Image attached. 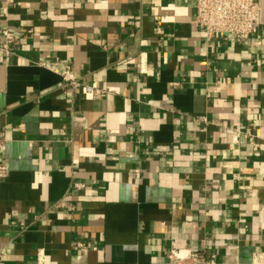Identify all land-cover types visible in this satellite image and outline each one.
I'll list each match as a JSON object with an SVG mask.
<instances>
[{
  "label": "crops",
  "instance_id": "0c3cea01",
  "mask_svg": "<svg viewBox=\"0 0 264 264\" xmlns=\"http://www.w3.org/2000/svg\"><path fill=\"white\" fill-rule=\"evenodd\" d=\"M258 3L246 39L210 49L192 0H0L14 33L0 53V264H169L172 247L251 264L264 251Z\"/></svg>",
  "mask_w": 264,
  "mask_h": 264
},
{
  "label": "built area",
  "instance_id": "2783aa9c",
  "mask_svg": "<svg viewBox=\"0 0 264 264\" xmlns=\"http://www.w3.org/2000/svg\"><path fill=\"white\" fill-rule=\"evenodd\" d=\"M196 10L194 24L202 31L211 49V42L216 36L232 35L240 40L246 39L254 27L260 23L261 9L258 0H192ZM0 53L9 54L10 46L14 41V33L9 27L0 31ZM56 63H43L39 65L48 67L57 73L62 80L63 87H75L79 84L68 65L62 64L59 68ZM55 67V68H54ZM85 91L93 98H98L103 91L92 85H84ZM197 120L207 122L205 117ZM4 137L0 134V180L7 175L6 164L2 160ZM80 188V184L74 185ZM80 248H89L88 242L77 243ZM38 254V261L41 259ZM169 264H216L215 256L206 254L203 250H182L172 247L167 255ZM251 264H264V251H256L251 258Z\"/></svg>",
  "mask_w": 264,
  "mask_h": 264
}]
</instances>
